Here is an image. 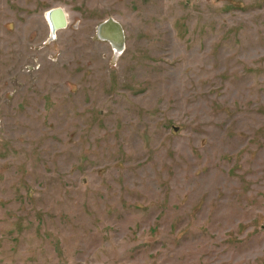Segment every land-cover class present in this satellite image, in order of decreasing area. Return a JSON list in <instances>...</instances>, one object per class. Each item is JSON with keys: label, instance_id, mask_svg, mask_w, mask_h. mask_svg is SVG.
Segmentation results:
<instances>
[{"label": "rangeland", "instance_id": "rangeland-1", "mask_svg": "<svg viewBox=\"0 0 264 264\" xmlns=\"http://www.w3.org/2000/svg\"><path fill=\"white\" fill-rule=\"evenodd\" d=\"M0 264H264V0H0Z\"/></svg>", "mask_w": 264, "mask_h": 264}, {"label": "water", "instance_id": "water-1", "mask_svg": "<svg viewBox=\"0 0 264 264\" xmlns=\"http://www.w3.org/2000/svg\"><path fill=\"white\" fill-rule=\"evenodd\" d=\"M46 16L52 26V37H55L57 29L65 28L68 25L67 14L62 6L48 9ZM97 36L100 39L109 41L117 54L123 52L126 47L123 24L113 16L104 19L97 25Z\"/></svg>", "mask_w": 264, "mask_h": 264}, {"label": "bare ground", "instance_id": "bare-ground-1", "mask_svg": "<svg viewBox=\"0 0 264 264\" xmlns=\"http://www.w3.org/2000/svg\"><path fill=\"white\" fill-rule=\"evenodd\" d=\"M66 14H67V18H68V13L66 12ZM47 20H48V23H49V25H50V34L52 35V26H51V24H50V21H49V19L47 18ZM59 29H62V28H59ZM59 29H57L56 31H55V34H57L58 33V30ZM53 36V35H52ZM56 36V35H55ZM49 41H53L52 39H49Z\"/></svg>", "mask_w": 264, "mask_h": 264}]
</instances>
